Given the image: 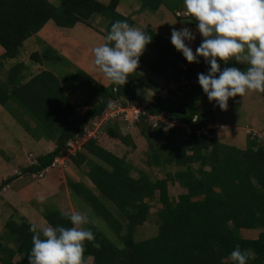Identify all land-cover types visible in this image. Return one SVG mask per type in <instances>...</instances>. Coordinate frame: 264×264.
Returning <instances> with one entry per match:
<instances>
[{
    "label": "trees",
    "instance_id": "trees-1",
    "mask_svg": "<svg viewBox=\"0 0 264 264\" xmlns=\"http://www.w3.org/2000/svg\"><path fill=\"white\" fill-rule=\"evenodd\" d=\"M137 2L140 11L156 12L164 6L174 12L177 21H188L191 27L195 25L193 19L182 20L175 15L176 11L185 9L183 0ZM118 5L119 0H111L109 4L98 0H59L57 5L50 0H0L1 56L4 59L15 58L24 42L49 22L58 28H73L77 24L87 26L92 25L91 19L97 14L104 21L102 34L105 36L116 19H126L138 26L132 15L124 16L117 11ZM96 30L100 31L98 27ZM143 30L151 31L148 27ZM35 56L34 62L40 63L42 59ZM44 56L43 60L50 59L53 54ZM25 68L23 63H18L7 72L5 81L0 80V104L6 108H13L11 104H14L15 110H23L29 118V121H23L25 130L30 134L34 132L31 137L37 140L46 138L53 141L55 148L38 155L32 165L22 169L23 176L49 169L54 159L64 154L69 141L85 137L87 126L102 116L109 100L118 97H131L133 100L136 82L142 81L137 72H133L124 85L111 83L109 87H101V100L84 115L71 119L75 107L65 86L71 80H78L83 86L90 85L91 77L78 71L59 78L44 70L27 76L23 72ZM196 68L188 69L183 73L184 77L198 82L197 74L207 71L208 67ZM180 76L176 74L174 80ZM198 87L199 84L191 87L179 101L156 96L149 102L147 114L134 123L149 144L146 165L176 168L164 179L152 180L144 171L133 177L132 166L127 160L93 139L83 143L75 156H69L68 159H74L77 166L81 163L88 165L86 176L103 199L99 200V196L83 183L69 179L68 185L77 191L80 188L82 196L95 205L97 215L121 241V246H117L90 223L87 227L94 231L100 247L86 242L85 262L91 258L90 264H233L228 256L239 244L241 249L255 254L248 264H264V144L250 139L247 147L241 150L220 143L212 129L207 130V134H198L210 125V120L198 107L203 93L201 87L199 91H193ZM259 95L264 101V93ZM178 107L185 113L178 114ZM149 116L169 117L170 121L189 125L192 132L185 133L181 127H167L158 122L153 130L156 137L162 136L163 130L167 131L166 144L157 141L153 145V138L147 133L152 127ZM104 130L108 137L134 147L129 136L120 135L117 126L110 125ZM16 177L10 176L2 181L0 190ZM169 181L185 189L176 200L169 198ZM155 199L161 208L151 215L149 202ZM152 216L156 219L157 233L136 240L137 227ZM43 218L52 225H70L67 216L57 209L46 211ZM32 226L24 219L19 224L9 220L6 237L15 240L16 248L3 245L0 249L1 264H29ZM251 230L258 231L256 238L243 235Z\"/></svg>",
    "mask_w": 264,
    "mask_h": 264
},
{
    "label": "rangeland",
    "instance_id": "rangeland-1",
    "mask_svg": "<svg viewBox=\"0 0 264 264\" xmlns=\"http://www.w3.org/2000/svg\"><path fill=\"white\" fill-rule=\"evenodd\" d=\"M50 1L56 5L59 3V0ZM98 1L109 4L111 0ZM138 6L137 0H119L117 11L124 16L132 15L138 25L137 27L141 29L148 27L151 30L149 33L152 35V41L145 46L135 71L142 81L137 80L136 82L133 100L131 97L113 98L109 100L108 106L118 99L122 104L127 102L129 107L131 105L144 107L146 102L152 101L156 96L179 101L187 95V91L191 87L198 85L196 81L188 83L181 78L174 80V76L179 73L176 68L177 65L186 62V59L171 44V29L189 27V25L179 23L174 17V12L167 10L164 6L159 7L156 12L152 10L140 11ZM90 23L92 25L77 24L73 28H58L53 22H49L38 33L24 42L17 56L13 59L2 58L3 51L0 49V80L5 81L7 72L18 63L25 65L26 68L23 72L27 76L36 74L41 70L49 71L59 78L78 71L86 73L92 79L90 85L83 86L78 80H71L65 86L68 98L75 107L71 119L84 115L86 110L101 100V87H109L111 84L106 77L93 69L92 64L94 58L92 49L105 42V35L102 34L105 29L104 21L95 14ZM96 27L99 28V32ZM196 45L197 41L194 40V45H190L193 51H195ZM45 54L47 57L48 54H53V56L43 60ZM35 55L40 60L42 59L40 63L34 62L36 61ZM200 60L202 59L200 58ZM196 63L198 64V62L189 64L193 65L192 68H196ZM233 63L235 61L230 62V64ZM201 66L207 68L208 65L201 62L196 69ZM237 66L244 67V65ZM184 70L182 69V71ZM199 89L200 87L193 89V91L197 92ZM257 93L251 91L242 97H231L228 100V107L221 109L215 101H210L203 92L198 101V107L210 120V125L205 128V131L214 130L220 143L241 150L247 147L250 139H255L257 143L264 144V101ZM11 106L13 108H6L0 104V185L10 176L15 175L17 177L12 182L7 183L10 189L6 193L0 194V249L3 248L4 244L13 249L16 248L15 240L11 241L10 237L8 238L11 240L6 237L7 223L10 219L18 224L24 219V221L42 229L47 224L43 218L46 211L57 209L65 214L74 209L84 210L88 208L91 209L90 216L94 220L92 224L101 230L112 243L121 246V241L113 230L97 215L95 205L82 196L80 188L77 191L68 185L69 179L72 182L83 183L99 196L96 188L86 176V172L89 170L86 163L77 166L74 159L70 160L68 159L69 156L66 157L67 155H65V162L61 167L56 165V167L41 171L39 174L22 175V169L32 165L38 155L52 151L55 148V143L46 138L37 140L31 137L34 132L28 133L23 125V121H29V118L23 110L20 108L15 110L14 104ZM155 120H159V117ZM92 123L86 128L92 136L87 137L83 143L90 139L95 142L99 141L107 147V150L127 160L132 166L131 175L133 177H137L139 171H144L150 175L152 180H158L164 179L167 173L176 170L173 166L149 167L146 165V153L150 149L149 144L141 135V129L135 127L134 124L131 125L121 118L109 120L105 124L104 118L101 119V116L94 119ZM29 124L33 128L31 121ZM110 125L117 126L121 136H129L134 147L126 146L120 140L108 137L104 129ZM147 133L153 138V145L157 141L163 145L166 144V130H163L160 137H156V132L152 127L148 129ZM74 150H76V146L70 148L68 152ZM83 153L86 155V151L83 150ZM167 191L169 198L176 200L180 194L185 192V189L178 183L169 181ZM5 198L6 201L4 202ZM98 198L99 200L103 199L100 196ZM149 205L151 215H154L161 208L157 199L150 201ZM136 230V240L155 235L157 233L155 217L152 216L148 222L138 226ZM243 235L248 238H256L258 231L251 230ZM90 263L91 258L85 262V264Z\"/></svg>",
    "mask_w": 264,
    "mask_h": 264
},
{
    "label": "clouds",
    "instance_id": "clouds-1",
    "mask_svg": "<svg viewBox=\"0 0 264 264\" xmlns=\"http://www.w3.org/2000/svg\"><path fill=\"white\" fill-rule=\"evenodd\" d=\"M186 12L195 21L189 27L172 28L170 42L187 62L203 58L207 71L197 81L210 101L228 107L231 97L251 91L264 93V0H183ZM197 33L202 37L195 51L190 46ZM95 46L93 69L109 83L124 85L137 70L140 55L152 35L126 19L114 20ZM231 61L235 63L230 64ZM223 64V67H222ZM237 65H244L243 68ZM43 198V197H41ZM91 209L65 213L69 226L47 223L42 229L32 226L29 264H85V243L99 248L91 227ZM255 254L237 244L228 258L233 264H248Z\"/></svg>",
    "mask_w": 264,
    "mask_h": 264
},
{
    "label": "built area",
    "instance_id": "built-area-1",
    "mask_svg": "<svg viewBox=\"0 0 264 264\" xmlns=\"http://www.w3.org/2000/svg\"><path fill=\"white\" fill-rule=\"evenodd\" d=\"M175 15H176V17L181 18L182 20L192 19V17L186 12L185 9L176 11ZM180 68L185 69V67L182 65H180ZM113 91L114 92L116 91V85L114 86ZM161 97H163V96H161ZM149 104H150L149 102H146L143 105L144 107H137L134 105H131V107H129L127 102L122 104L120 101H118V99H116L113 103L111 102V104L106 108V110L104 111V113L101 116V119L104 118V122L106 124L109 120H114L115 118H121L123 121L133 125L136 121H138L140 119L141 116H144L147 114ZM158 117H159V120H155ZM194 120H195V118H194ZM148 121L152 124L153 129L158 126V122H161L162 125H165L167 127H181L185 133H191L192 132L189 125H187L185 123H180L178 121H170L169 117L164 118V117H160V116H149ZM205 132L206 131L204 128V129L198 131L197 133L198 134H200V133L207 134V132L206 133ZM91 136L92 135H90L89 130L88 131L86 130L85 137H83L82 140H79V141L76 140L75 142H71V143L68 142L66 145V149H65L64 154H62L61 157H56L54 159L52 165L50 166V168H54V167H56V165H58L59 167L63 166L64 162H65L64 156L65 155H67L66 157L75 156L76 153L81 150V146L83 145V141L87 140L86 138L87 137L89 138ZM75 146H76V150H74L73 152H68V150L70 148H73ZM47 170L48 169H46L44 171H47Z\"/></svg>",
    "mask_w": 264,
    "mask_h": 264
},
{
    "label": "crops",
    "instance_id": "crops-1",
    "mask_svg": "<svg viewBox=\"0 0 264 264\" xmlns=\"http://www.w3.org/2000/svg\"><path fill=\"white\" fill-rule=\"evenodd\" d=\"M179 23H181V24H187V25H189L188 24V21H178ZM189 27L191 28V30H193V32H196V28H195V25H193L192 27L189 25ZM198 34V33H197ZM200 38H202L200 35H196V41H197V45L200 43V42H198V40L200 39ZM191 45L193 46L194 45V41H192L191 42ZM196 45V46H197ZM202 60H203V58H201ZM202 60H200V61H198V64L196 63V65L197 66H200V64H201V62H204V60L202 61ZM179 65H182V66H184L185 67V70L184 71H182V70H179ZM179 65H177V69L179 70V71H181V72H179V74H181V76H180V78L181 79H184L185 81H188V83L189 82H191V81H193V80H187L185 77H184V72H186L188 69H193L194 70V68H192V64H189V62H184V63H179ZM204 66V65H203ZM203 66H201L202 68H204ZM191 67V68H190ZM208 67V66H207ZM184 82V81H183ZM264 130V129H263ZM264 132V131H263ZM10 189V186L8 185V184H6L1 190H0V194L1 193H6L8 190ZM6 201V198L4 199V202ZM46 222V221H45Z\"/></svg>",
    "mask_w": 264,
    "mask_h": 264
},
{
    "label": "water",
    "instance_id": "water-1",
    "mask_svg": "<svg viewBox=\"0 0 264 264\" xmlns=\"http://www.w3.org/2000/svg\"><path fill=\"white\" fill-rule=\"evenodd\" d=\"M176 111H177V113L180 114V115H182V114L185 113V110L182 109L181 107H178V108L176 109Z\"/></svg>",
    "mask_w": 264,
    "mask_h": 264
}]
</instances>
